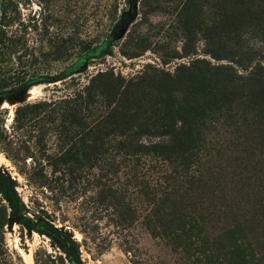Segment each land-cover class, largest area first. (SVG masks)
Instances as JSON below:
<instances>
[{"label": "rangeland", "instance_id": "374dc122", "mask_svg": "<svg viewBox=\"0 0 264 264\" xmlns=\"http://www.w3.org/2000/svg\"><path fill=\"white\" fill-rule=\"evenodd\" d=\"M177 5L0 0V169L27 215L69 233L84 264H264V134L211 138L200 175L190 178L179 161L134 154L121 138L100 142L91 131L105 110L85 92L100 72L130 78L148 65L173 72L204 59L245 73L213 58L201 38L186 43ZM106 42L109 52L58 79ZM248 48L241 59L264 67V43ZM0 264H70L56 242L13 216L1 193Z\"/></svg>", "mask_w": 264, "mask_h": 264}, {"label": "trees", "instance_id": "16d2710c", "mask_svg": "<svg viewBox=\"0 0 264 264\" xmlns=\"http://www.w3.org/2000/svg\"><path fill=\"white\" fill-rule=\"evenodd\" d=\"M177 1L174 12L186 43L201 38L213 58L234 62L245 73L204 59L179 64L173 72L148 65L130 78L100 72L91 78L85 95L89 104L104 106L99 125L91 130L98 141L115 135L134 154L156 156L168 164L179 161L192 178L200 175L202 159L212 148L211 138L246 130L264 134V67L260 63L247 66L241 59L249 53L252 40L264 43V0ZM109 46L106 42L84 51L58 79H66L89 60L109 52ZM47 81L32 78L16 92ZM142 138L162 141L141 145ZM125 142L135 144L125 146ZM0 193L26 229L56 242L70 264H84L69 233L27 215L15 182L1 169Z\"/></svg>", "mask_w": 264, "mask_h": 264}]
</instances>
